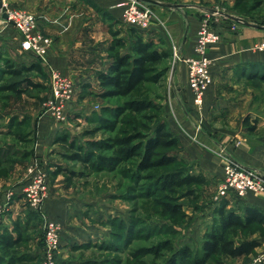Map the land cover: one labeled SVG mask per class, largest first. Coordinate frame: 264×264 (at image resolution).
<instances>
[{
	"label": "rangeland",
	"instance_id": "1",
	"mask_svg": "<svg viewBox=\"0 0 264 264\" xmlns=\"http://www.w3.org/2000/svg\"><path fill=\"white\" fill-rule=\"evenodd\" d=\"M256 1L215 0L213 8L229 10L245 18L264 22V3L257 5ZM147 3L153 8L157 20L155 10L158 4ZM110 22L112 32L113 28L122 26L121 22L113 19ZM223 24L233 30L239 26V23L230 19H214L216 29ZM5 32H8L7 35L0 32V85L23 78L6 73L8 64H29L35 56L22 51L17 43H13V31ZM263 32L261 30L260 41H264ZM118 37H123L128 42L131 40L130 33L128 36L119 34ZM114 38L115 35L112 34L109 46ZM154 42L157 47L161 46L159 41ZM174 44L171 42L168 49L163 47L170 52V58L159 66L164 70L163 75L145 81L129 97H100L99 80L87 83L92 89L80 93L76 91V102H73V108L69 114L67 112L65 119L57 121L50 118L51 121L61 122L59 134L67 132L86 150H96L91 145L92 141L114 134L99 129L98 126L103 119L113 118L109 110L116 111L128 98H151L163 106L165 114V104L172 97L170 84L175 65ZM123 50H127V47ZM106 51L110 59L109 47ZM257 67L264 71V65ZM28 76L43 86L31 87L20 96L0 91V178L6 180L4 184H0V204L5 205L2 226L12 229L15 222H20L25 236L20 250L32 253L33 246L36 245L41 253L44 247L45 217L61 225V245L56 264H169L183 245H188L194 252L199 250L204 231L217 219L214 212L216 192L204 196L205 185L194 186L195 194L180 199L183 212L176 218H171L162 214L161 206L157 203L165 193L156 192L150 179L133 178L132 171L135 167L131 163H123L112 171L92 169L79 161L65 158L61 153L65 150L63 146L54 142L49 147V152L53 153L50 160L44 162V159L38 158L49 173V194L46 201L50 200L51 209L45 208L46 201L42 211H35L30 207L21 194L26 172L23 159L35 144L34 128L39 116L47 115L43 105L49 97V90L45 74L34 72ZM262 89L264 91V85ZM142 122L144 120L141 117L125 112L119 117L118 129L130 130L133 124L141 127ZM88 130H95L94 134H87ZM15 134H21L22 140ZM169 168H158L153 174ZM12 191L15 193L8 196ZM238 205L239 201H236L231 207ZM256 235L260 239L264 238L262 225L254 224L237 230L234 237L240 240L255 238ZM166 244L171 245L172 249L166 247ZM152 247H158L159 253L150 251ZM262 250L259 247L247 257L214 256L207 264H264V261H256ZM0 256L6 259L8 255L0 248ZM31 264H41V260L37 258Z\"/></svg>",
	"mask_w": 264,
	"mask_h": 264
},
{
	"label": "crops",
	"instance_id": "2",
	"mask_svg": "<svg viewBox=\"0 0 264 264\" xmlns=\"http://www.w3.org/2000/svg\"><path fill=\"white\" fill-rule=\"evenodd\" d=\"M121 1L4 0L5 8L0 10V32L7 35L5 31H13V43L20 47L21 36L12 24L3 20V11L19 7L34 14L39 28L53 38L48 52L51 66L69 76L76 91L84 92L92 89L87 83H95L98 72L107 69L110 59L106 50L112 34L129 35L130 26L122 19ZM156 1L158 19L148 28L140 29L143 38L159 41L160 49H168L173 42L183 56L194 55L197 31L205 10L212 8L215 0ZM111 19L122 23V26L113 28L114 32L111 31ZM245 21L247 23L239 22L234 30L226 24L217 26L221 38L208 51L212 59L213 80L202 104L196 102L189 87L185 62H175L171 74L172 97L165 104L164 115L170 129L181 141L178 155L190 163L192 173H202L208 180L204 196L217 192L224 176L226 155L264 173V84L257 78H250L247 68L264 65V51L254 47L261 39L262 28L252 19L245 18ZM74 100L67 107L68 114L76 102ZM47 115L39 116L33 146V157L44 159V162L53 156L49 147L59 134L61 124L51 121L49 112ZM247 116L248 124L255 125L253 130L244 124ZM5 182L0 178V184ZM229 200L230 206L239 201L240 207L256 205L264 213V191H250L243 198ZM219 204L215 202L214 208ZM50 205V200L45 202V208L50 210ZM255 238L260 239L257 235ZM35 251H40L36 245L33 246Z\"/></svg>",
	"mask_w": 264,
	"mask_h": 264
},
{
	"label": "trees",
	"instance_id": "3",
	"mask_svg": "<svg viewBox=\"0 0 264 264\" xmlns=\"http://www.w3.org/2000/svg\"><path fill=\"white\" fill-rule=\"evenodd\" d=\"M262 3L264 0L256 1L257 5ZM256 22L264 25V22ZM128 31L131 37L129 42L118 37L119 33H113L115 38L109 46L110 62L105 71L98 72L97 78L101 87L98 95L104 99L129 97L145 81L163 75L164 70L159 66L170 58L169 50L160 49L153 40L144 39L139 28L130 26ZM126 47L127 50H123ZM33 59L29 64H8L6 73L23 78L1 84L0 91H9L20 96L31 87H42L40 82H34L28 76L35 72L45 74L48 78L40 59L36 56ZM248 75L264 83V71L261 68L258 70L257 66H251ZM47 86L49 90L48 83ZM117 108L116 111L109 110L113 118L103 119L98 126L99 129L114 134L92 141L91 145L96 150H86L67 132L57 135L54 143L63 146L65 150L61 153L65 158L79 161L92 169L112 171L123 163H131L135 167L132 171L133 178L150 179L156 192L165 193L162 199L157 200L162 214L176 218L183 212L180 199L195 194L194 186L207 184V178L202 173H192L190 163L178 155L181 141L170 129L163 106L151 98L140 97L128 98ZM151 110L153 112H149ZM125 112L141 117L144 120L141 127L133 124L130 130H119V117ZM248 119V116L244 118V124L253 130L255 125L248 124ZM94 131L88 130L87 134H94ZM34 133L36 136L35 128ZM15 136L21 140L23 138L21 134ZM33 153L32 149L24 157V165L32 159ZM163 167L170 168L153 174L154 170ZM180 189L183 191L179 192ZM214 212L217 219L204 231L200 249L194 252L188 245H183L169 264H207L214 256L247 257L262 245V239L246 237L236 240L234 237L237 230L254 224L264 227V213L260 207L249 204L231 207L230 200L224 199L214 208ZM23 229L20 222H15L12 229L1 227L0 248L8 255L6 259L0 256L1 264H31L37 258L41 260L40 251L27 253L20 250L25 241ZM166 247L172 249L169 244ZM150 251L159 253L158 247H152Z\"/></svg>",
	"mask_w": 264,
	"mask_h": 264
},
{
	"label": "built area",
	"instance_id": "4",
	"mask_svg": "<svg viewBox=\"0 0 264 264\" xmlns=\"http://www.w3.org/2000/svg\"><path fill=\"white\" fill-rule=\"evenodd\" d=\"M119 5L123 7V20L130 26L146 29L155 20L153 8L144 0H122ZM3 8H5V3ZM5 11L8 17L3 20L13 24L18 30L21 36V49L38 57L48 75L49 97L43 105L44 111L49 112L57 121L64 120L67 107L75 98L76 89L73 80L51 66L48 60L53 38L41 31L34 14L17 7L8 8ZM220 18L230 19L237 23L246 22L242 15L230 14L221 8H208L205 10L204 18L197 31L195 54L185 57L180 48L173 45L175 62L183 61L188 66V84L198 104L203 103L205 92L213 80L212 59L208 51L221 38L219 31L213 25L214 19ZM254 47L263 51L264 41L256 42ZM49 184L48 171L38 158L33 157L26 165L25 181L21 190V194L33 210L42 211V206L49 194ZM250 191H264V173L259 168L243 165L230 155H226L224 176L218 185L215 201L220 203L232 197L243 198ZM14 193L12 191L8 193V196ZM4 212L5 205L0 204V230ZM44 221V247L41 249V264H56L58 249L61 245V225L47 217ZM261 247L263 250L256 258L258 263L264 261V238Z\"/></svg>",
	"mask_w": 264,
	"mask_h": 264
},
{
	"label": "water",
	"instance_id": "5",
	"mask_svg": "<svg viewBox=\"0 0 264 264\" xmlns=\"http://www.w3.org/2000/svg\"><path fill=\"white\" fill-rule=\"evenodd\" d=\"M144 1H147V2H157L156 0H144ZM3 6H4V1L3 0H0V10H3ZM2 16L4 18H7L8 17L7 12L6 11H3ZM245 23H247V22H245ZM258 27L259 28H264V25L259 24Z\"/></svg>",
	"mask_w": 264,
	"mask_h": 264
}]
</instances>
